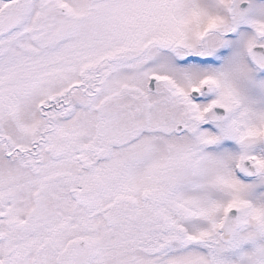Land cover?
<instances>
[{"label": "snow or ice", "instance_id": "6c2138e0", "mask_svg": "<svg viewBox=\"0 0 264 264\" xmlns=\"http://www.w3.org/2000/svg\"><path fill=\"white\" fill-rule=\"evenodd\" d=\"M0 264H264V0H0Z\"/></svg>", "mask_w": 264, "mask_h": 264}]
</instances>
